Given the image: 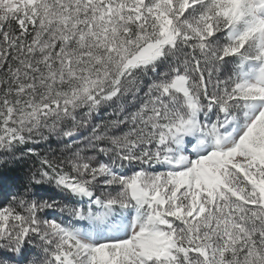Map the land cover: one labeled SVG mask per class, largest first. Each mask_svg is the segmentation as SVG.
<instances>
[{
	"label": "snow or ice",
	"instance_id": "6c2138e0",
	"mask_svg": "<svg viewBox=\"0 0 264 264\" xmlns=\"http://www.w3.org/2000/svg\"><path fill=\"white\" fill-rule=\"evenodd\" d=\"M0 264H264V0H0Z\"/></svg>",
	"mask_w": 264,
	"mask_h": 264
}]
</instances>
